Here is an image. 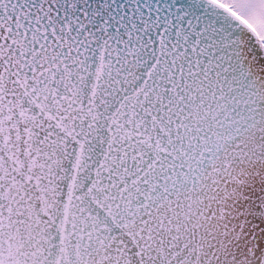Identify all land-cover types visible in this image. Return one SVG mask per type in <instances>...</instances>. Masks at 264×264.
<instances>
[{
  "label": "snow or ice",
  "instance_id": "1",
  "mask_svg": "<svg viewBox=\"0 0 264 264\" xmlns=\"http://www.w3.org/2000/svg\"><path fill=\"white\" fill-rule=\"evenodd\" d=\"M0 264H264V0H0Z\"/></svg>",
  "mask_w": 264,
  "mask_h": 264
}]
</instances>
